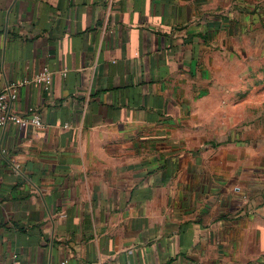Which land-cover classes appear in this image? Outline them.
<instances>
[{
	"label": "crops",
	"instance_id": "obj_1",
	"mask_svg": "<svg viewBox=\"0 0 264 264\" xmlns=\"http://www.w3.org/2000/svg\"><path fill=\"white\" fill-rule=\"evenodd\" d=\"M226 5L0 0V91L42 124L0 127V264H264L259 171L211 92Z\"/></svg>",
	"mask_w": 264,
	"mask_h": 264
},
{
	"label": "rangeland",
	"instance_id": "obj_2",
	"mask_svg": "<svg viewBox=\"0 0 264 264\" xmlns=\"http://www.w3.org/2000/svg\"><path fill=\"white\" fill-rule=\"evenodd\" d=\"M226 1L233 14V50L211 92L219 97L218 129L226 130L231 145L246 148L250 166L259 171L248 195L264 204V0ZM241 188L235 185L232 191L240 195Z\"/></svg>",
	"mask_w": 264,
	"mask_h": 264
},
{
	"label": "built area",
	"instance_id": "obj_3",
	"mask_svg": "<svg viewBox=\"0 0 264 264\" xmlns=\"http://www.w3.org/2000/svg\"><path fill=\"white\" fill-rule=\"evenodd\" d=\"M36 83H41L45 90L49 89L51 84V73L48 69H43L34 79ZM16 98V87L6 85L0 91V127L7 124H14L18 127L34 126L41 127V121L38 115L31 113L28 116H21L14 113L11 104ZM65 264V262L60 263Z\"/></svg>",
	"mask_w": 264,
	"mask_h": 264
}]
</instances>
